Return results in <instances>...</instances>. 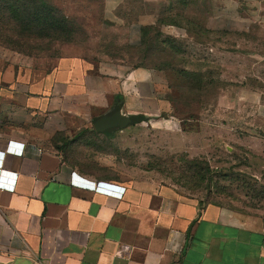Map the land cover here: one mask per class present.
Listing matches in <instances>:
<instances>
[{
	"label": "crops",
	"instance_id": "1",
	"mask_svg": "<svg viewBox=\"0 0 264 264\" xmlns=\"http://www.w3.org/2000/svg\"><path fill=\"white\" fill-rule=\"evenodd\" d=\"M122 2L104 6L114 13ZM158 86L146 68L63 56L37 73L0 51V264H264L261 217L129 176L116 153L95 146L124 129L93 126L117 107L169 123L173 106Z\"/></svg>",
	"mask_w": 264,
	"mask_h": 264
},
{
	"label": "rangeland",
	"instance_id": "2",
	"mask_svg": "<svg viewBox=\"0 0 264 264\" xmlns=\"http://www.w3.org/2000/svg\"><path fill=\"white\" fill-rule=\"evenodd\" d=\"M252 6L123 0L111 13L104 0H0V51L37 73L63 56L151 70L176 106L170 122L95 146L129 176L264 221V0Z\"/></svg>",
	"mask_w": 264,
	"mask_h": 264
},
{
	"label": "water",
	"instance_id": "3",
	"mask_svg": "<svg viewBox=\"0 0 264 264\" xmlns=\"http://www.w3.org/2000/svg\"><path fill=\"white\" fill-rule=\"evenodd\" d=\"M132 123L131 116L124 115L120 110L112 114L99 117L93 124L96 131H104L108 128H125Z\"/></svg>",
	"mask_w": 264,
	"mask_h": 264
},
{
	"label": "built area",
	"instance_id": "4",
	"mask_svg": "<svg viewBox=\"0 0 264 264\" xmlns=\"http://www.w3.org/2000/svg\"><path fill=\"white\" fill-rule=\"evenodd\" d=\"M3 164H4V159L0 158V168L3 166ZM97 188L103 192L114 194L117 196H123L126 191L125 186L114 184V183H106V182H99L97 185Z\"/></svg>",
	"mask_w": 264,
	"mask_h": 264
},
{
	"label": "trees",
	"instance_id": "5",
	"mask_svg": "<svg viewBox=\"0 0 264 264\" xmlns=\"http://www.w3.org/2000/svg\"><path fill=\"white\" fill-rule=\"evenodd\" d=\"M51 18H54V16H51ZM166 98L172 103L173 110H174L176 106L173 103L172 99H170L169 97H166ZM116 110H118V107H117ZM131 120H132V123L131 124H137V123H142L144 121H147L148 120V117H146L143 114H137V115H132L131 116ZM109 132L110 131H107V133H109Z\"/></svg>",
	"mask_w": 264,
	"mask_h": 264
}]
</instances>
